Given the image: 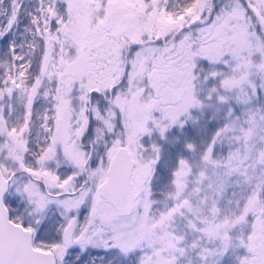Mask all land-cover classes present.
<instances>
[{
    "label": "snow or ice",
    "instance_id": "6c2138e0",
    "mask_svg": "<svg viewBox=\"0 0 264 264\" xmlns=\"http://www.w3.org/2000/svg\"><path fill=\"white\" fill-rule=\"evenodd\" d=\"M0 264H264V0H0Z\"/></svg>",
    "mask_w": 264,
    "mask_h": 264
}]
</instances>
